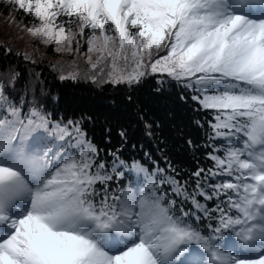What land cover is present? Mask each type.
<instances>
[{"label": "snow or ice", "instance_id": "1", "mask_svg": "<svg viewBox=\"0 0 264 264\" xmlns=\"http://www.w3.org/2000/svg\"><path fill=\"white\" fill-rule=\"evenodd\" d=\"M0 4L10 24L73 57L61 81L131 87L159 73L212 115L211 166L181 180L171 165L149 172L115 153L107 167L79 122L24 112L0 88V264H264V0ZM47 137L76 151L42 147ZM125 172L136 179L112 187ZM162 185L192 210L177 214Z\"/></svg>", "mask_w": 264, "mask_h": 264}, {"label": "trees", "instance_id": "2", "mask_svg": "<svg viewBox=\"0 0 264 264\" xmlns=\"http://www.w3.org/2000/svg\"><path fill=\"white\" fill-rule=\"evenodd\" d=\"M9 13L10 9L0 4L3 30L0 33V88L17 104L23 99L24 112L29 106H35L54 122H79L86 138L99 150L98 159L106 166L113 165L112 153H115L127 166L136 162L149 172L157 167L167 172L171 165L179 172L181 180L189 179L198 168L211 166L212 162L206 158L210 151L206 145L211 110L200 109L191 99V90L161 74L148 75L131 87L80 79L61 81L52 67V60L60 56L53 45L45 47L32 41L30 59L25 60L18 46L5 38L8 30L3 27L14 26L13 33L20 30L16 24L9 23ZM12 15L25 24L32 20L22 11ZM86 48L85 44L82 50ZM2 114L0 111V116ZM135 176V173L125 172L122 182L113 181L112 187L118 183L123 187L134 181ZM192 186L194 178L190 180L189 190ZM162 188L177 200V214L181 207L185 212L192 210L190 204H182L179 198L172 196L168 185ZM191 223L205 226V222L196 217H191Z\"/></svg>", "mask_w": 264, "mask_h": 264}, {"label": "rangeland", "instance_id": "3", "mask_svg": "<svg viewBox=\"0 0 264 264\" xmlns=\"http://www.w3.org/2000/svg\"><path fill=\"white\" fill-rule=\"evenodd\" d=\"M4 22H6V21H3V23ZM3 29L8 30L7 32H5V35H7V36H5V38L9 41V43L12 45L18 46V48L20 49V52L23 56H25L26 53L30 56V54L32 52L31 42L34 40L31 37H29L26 33H24V35H21L20 34L21 30H18L19 33L18 32L13 33L15 30L14 26H9L8 29L3 27ZM2 32H3V30H2V28H0V33H2ZM17 34H20V35L17 36ZM86 47H87V45H86ZM82 49H81L82 52L86 51V50H82ZM58 54H60V53H58ZM72 59H73L72 56L60 54V56H58V58L52 60V64L54 63V65L53 66L51 65V66L53 67V69L55 66L54 70L59 75V77H60L61 65L66 66L67 63L69 61H71ZM48 62H49V60H48ZM49 63H51V62H49ZM80 66H81V68L85 67L82 60L80 61ZM65 71H67L66 68H65ZM157 74H159V73H157ZM80 80L91 82L90 80L84 79L83 77H81ZM0 111H2V110H0ZM54 123H57V122H54ZM36 135H43V133H37ZM68 139L70 140L71 138L69 137ZM42 147L51 148L53 151L63 150V149H67V150L72 151V152L76 151L75 149H69L68 148V144H67L66 140L61 141V140L55 139L54 137H47L46 142H45V144L42 145ZM107 167L111 168L112 166H107ZM121 170H123V169H121ZM100 187H102V186H100Z\"/></svg>", "mask_w": 264, "mask_h": 264}]
</instances>
